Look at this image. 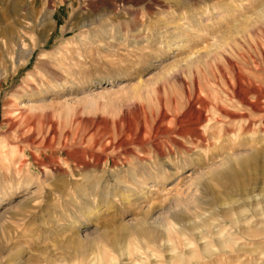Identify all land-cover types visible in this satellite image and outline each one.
<instances>
[{
	"label": "rangeland",
	"instance_id": "1",
	"mask_svg": "<svg viewBox=\"0 0 264 264\" xmlns=\"http://www.w3.org/2000/svg\"><path fill=\"white\" fill-rule=\"evenodd\" d=\"M240 97L264 0H0V264H264Z\"/></svg>",
	"mask_w": 264,
	"mask_h": 264
},
{
	"label": "bare ground",
	"instance_id": "2",
	"mask_svg": "<svg viewBox=\"0 0 264 264\" xmlns=\"http://www.w3.org/2000/svg\"><path fill=\"white\" fill-rule=\"evenodd\" d=\"M26 57L30 56V51H28L25 55ZM240 100L242 102V104L245 106V111L243 113H235V112H232V111H227L226 109H224L221 105H216L215 108L216 110L219 112L218 113V120L219 121H222L220 119V116L221 117H224L226 120L223 121V122H226V123H229L230 121H233V120H240V121H247V124L248 126H252L253 124V120L251 118V112H256L259 113V114H262L261 118H260V124H259V127L264 129V106L262 105V103H256V104H253L252 102H250L246 97H240ZM258 115V114H257ZM167 117V112L166 111H162L160 113V116H159V120L160 121H164V119ZM176 118V117H175ZM259 118V117H258ZM207 116L204 114V113H199L197 115V118L196 120L194 121V125L195 127L191 128V129H185V128H180V129H177L178 130V134L181 135V136H187V135H194L196 134V132L198 131V127H199V124L203 123L204 121H207ZM179 123H183L182 119L179 118L178 119ZM259 121V120H258ZM255 123V122H254ZM181 125V124H180ZM202 125V124H201ZM247 126V127H248ZM200 128V127H199ZM164 131V130H163ZM172 132V131H171ZM199 135V133H198ZM197 136V135H196ZM200 136V135H199ZM193 137V136H192ZM202 138V137H201ZM200 138V139H201ZM181 147V146H180ZM46 164V163H45ZM43 169V168H42ZM57 170V169H56ZM247 221V220H246ZM243 232L244 233H247L249 232L248 230H245L243 229Z\"/></svg>",
	"mask_w": 264,
	"mask_h": 264
}]
</instances>
